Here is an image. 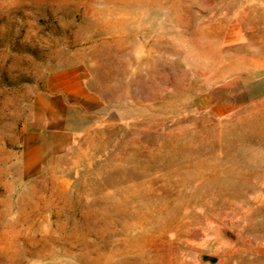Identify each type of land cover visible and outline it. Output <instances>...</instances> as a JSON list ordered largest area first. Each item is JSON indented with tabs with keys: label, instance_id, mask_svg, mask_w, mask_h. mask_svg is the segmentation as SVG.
<instances>
[{
	"label": "rangeland",
	"instance_id": "374dc122",
	"mask_svg": "<svg viewBox=\"0 0 264 264\" xmlns=\"http://www.w3.org/2000/svg\"><path fill=\"white\" fill-rule=\"evenodd\" d=\"M263 144L264 0H0V264H264Z\"/></svg>",
	"mask_w": 264,
	"mask_h": 264
},
{
	"label": "bare ground",
	"instance_id": "6f19581e",
	"mask_svg": "<svg viewBox=\"0 0 264 264\" xmlns=\"http://www.w3.org/2000/svg\"><path fill=\"white\" fill-rule=\"evenodd\" d=\"M261 148H264V144L261 146ZM263 151L259 152L258 157L256 158L259 167L262 168V170L264 171V149H262ZM262 172V171H261ZM263 174V172H262ZM260 209V208H259ZM262 221V220H261ZM255 237V236H254ZM248 247V246H247ZM251 250V249H250ZM244 251V250H243ZM241 251V253L243 252ZM251 252V251H250ZM249 252V253H250ZM253 252V251H252ZM248 253V252H247ZM251 254V253H250ZM253 254V253H252ZM246 255V254H245ZM249 255V254H248ZM239 256V255H238ZM254 256V255H253ZM235 259V258H234ZM252 260V259H251ZM249 261V260H248ZM252 263V262H251Z\"/></svg>",
	"mask_w": 264,
	"mask_h": 264
},
{
	"label": "water",
	"instance_id": "95a60500",
	"mask_svg": "<svg viewBox=\"0 0 264 264\" xmlns=\"http://www.w3.org/2000/svg\"><path fill=\"white\" fill-rule=\"evenodd\" d=\"M225 234L227 236H229L230 238H232V236L228 233V232H225ZM201 260L204 261V262H209V263H213L215 262V258L214 257H211V256H207V255H201Z\"/></svg>",
	"mask_w": 264,
	"mask_h": 264
}]
</instances>
